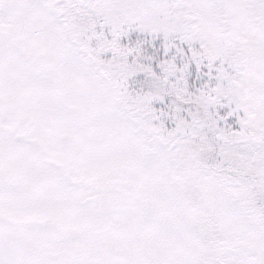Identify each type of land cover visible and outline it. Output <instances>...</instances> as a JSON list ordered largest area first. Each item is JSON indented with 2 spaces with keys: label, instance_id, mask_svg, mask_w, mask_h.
<instances>
[{
  "label": "snow or ice",
  "instance_id": "6c2138e0",
  "mask_svg": "<svg viewBox=\"0 0 264 264\" xmlns=\"http://www.w3.org/2000/svg\"><path fill=\"white\" fill-rule=\"evenodd\" d=\"M0 264H264V0H0Z\"/></svg>",
  "mask_w": 264,
  "mask_h": 264
}]
</instances>
